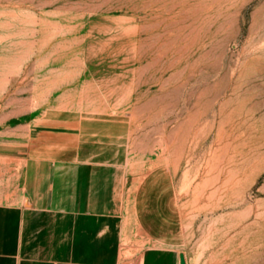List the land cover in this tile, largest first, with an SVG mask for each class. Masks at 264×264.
Returning a JSON list of instances; mask_svg holds the SVG:
<instances>
[{
	"label": "rangeland",
	"instance_id": "374dc122",
	"mask_svg": "<svg viewBox=\"0 0 264 264\" xmlns=\"http://www.w3.org/2000/svg\"><path fill=\"white\" fill-rule=\"evenodd\" d=\"M29 158L105 172L121 264H264V0H0L1 202Z\"/></svg>",
	"mask_w": 264,
	"mask_h": 264
},
{
	"label": "crops",
	"instance_id": "0c3cea01",
	"mask_svg": "<svg viewBox=\"0 0 264 264\" xmlns=\"http://www.w3.org/2000/svg\"><path fill=\"white\" fill-rule=\"evenodd\" d=\"M59 162L29 158L20 201L11 202L10 186L4 191L0 264H121L113 244L118 225H113L106 197L105 172L76 160L70 165ZM145 232L152 244L131 264H180L181 251L167 238Z\"/></svg>",
	"mask_w": 264,
	"mask_h": 264
},
{
	"label": "water",
	"instance_id": "95a60500",
	"mask_svg": "<svg viewBox=\"0 0 264 264\" xmlns=\"http://www.w3.org/2000/svg\"><path fill=\"white\" fill-rule=\"evenodd\" d=\"M180 264H187V260L184 252L180 253Z\"/></svg>",
	"mask_w": 264,
	"mask_h": 264
},
{
	"label": "built area",
	"instance_id": "2783aa9c",
	"mask_svg": "<svg viewBox=\"0 0 264 264\" xmlns=\"http://www.w3.org/2000/svg\"><path fill=\"white\" fill-rule=\"evenodd\" d=\"M126 264H130V263H126Z\"/></svg>",
	"mask_w": 264,
	"mask_h": 264
}]
</instances>
